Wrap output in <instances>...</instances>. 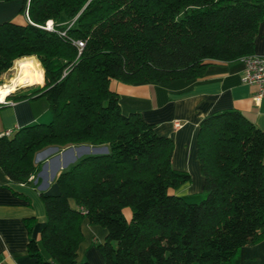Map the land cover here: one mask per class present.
Listing matches in <instances>:
<instances>
[{"label":"trees","instance_id":"16d2710c","mask_svg":"<svg viewBox=\"0 0 264 264\" xmlns=\"http://www.w3.org/2000/svg\"><path fill=\"white\" fill-rule=\"evenodd\" d=\"M20 1L27 23H0V85L17 59L35 56L44 85L8 98H45L52 119L2 136L0 167L28 183L48 147H108L63 169L58 194L41 193L46 224L28 243L35 264H90L78 261L84 219L107 231L96 242L104 264H241V248L264 239V131L237 109L206 116L203 192L178 195L192 176L173 167V139L140 112L124 114L110 83L197 79L216 61L254 54L264 0ZM35 220L26 218L30 231Z\"/></svg>","mask_w":264,"mask_h":264},{"label":"crops","instance_id":"0c3cea01","mask_svg":"<svg viewBox=\"0 0 264 264\" xmlns=\"http://www.w3.org/2000/svg\"><path fill=\"white\" fill-rule=\"evenodd\" d=\"M21 7L20 0H0V23L11 20L26 24L27 17L20 12ZM254 54L264 55V21L260 24L255 40ZM26 59H32L40 65L35 56L23 57L15 61L12 70L18 62ZM40 68L42 81L44 71L41 65ZM244 69L245 65L241 59L216 61L207 67L202 77L192 80L176 79L166 84L125 83L116 79L111 81L110 88L119 94L120 107L124 114L140 112L147 122L156 124L159 134L173 139V167L187 171L192 176L190 182L174 191L176 194L188 195L203 191L205 179L198 160L197 141L200 123L206 116L218 111L237 109L264 131V98L256 99V87L242 81ZM7 99L9 103L0 104V138L4 135L10 136L24 126L47 123L52 119L45 98L17 101ZM175 121H180L182 125L177 127ZM78 146L63 149L48 147L39 152L36 162L43 163L42 169L38 174L30 176L28 183L12 182L0 167L1 264H35L36 259L30 255L28 243L31 238L40 240L46 224V211L41 193L58 194L56 177L63 167L72 165V162H61L69 151L74 153L79 148L93 147L86 144ZM80 155L82 153L78 156ZM78 159L74 158L73 163ZM54 160H59L60 164L57 166ZM71 204L76 206L74 201H71ZM129 214L130 212L127 215ZM29 217L36 219L31 231L26 224V218ZM126 217L131 218V215ZM82 234L78 261L104 264L96 242L105 240L106 229L92 225L88 219H84ZM240 261L241 264H264V239L254 245L242 247Z\"/></svg>","mask_w":264,"mask_h":264},{"label":"built area","instance_id":"2783aa9c","mask_svg":"<svg viewBox=\"0 0 264 264\" xmlns=\"http://www.w3.org/2000/svg\"><path fill=\"white\" fill-rule=\"evenodd\" d=\"M47 28H53L52 21L51 24H47ZM77 44L80 49L85 45L82 40H78ZM241 60L245 65L242 81L247 85L256 87V99L264 98V55L252 54L241 58ZM6 103H9L7 96L3 99H0V104ZM175 125L177 127H180L182 123L180 121H175ZM9 133L10 132L8 131V134ZM1 263L2 262L0 261V264Z\"/></svg>","mask_w":264,"mask_h":264},{"label":"bare ground","instance_id":"6f19581e","mask_svg":"<svg viewBox=\"0 0 264 264\" xmlns=\"http://www.w3.org/2000/svg\"><path fill=\"white\" fill-rule=\"evenodd\" d=\"M49 23L51 24V22ZM14 72L15 74L9 82L0 86V99H3L9 93L16 91L18 87L38 83L42 75L40 65L32 59L18 62Z\"/></svg>","mask_w":264,"mask_h":264},{"label":"rangeland","instance_id":"374dc122","mask_svg":"<svg viewBox=\"0 0 264 264\" xmlns=\"http://www.w3.org/2000/svg\"><path fill=\"white\" fill-rule=\"evenodd\" d=\"M14 74H15V72H14V70H9L8 72H6L3 76H2V78H1V80H2V84L1 85H3V84H5L6 82H8L9 81V79L10 78H12L13 76H14ZM41 83H43V81H41V80H39V82H38V84H40L41 85ZM0 85V86H1ZM78 147H80V146H78ZM93 148L94 147H90V149L88 150L87 149V146H86V148H79V150H76V151H74V153L73 152H71V151H69L63 158H62V160H61V162L63 163V162H72V163H70V164H74L73 163V159L74 158H80V157H82V156H85V155H88V154H93V153H95L94 152V150H93ZM84 149V150H83ZM88 150V151H87ZM80 153H82V155H80V156H78ZM71 160V161H70ZM54 163H56V165L58 166L59 164H60V161L59 160H54ZM71 166V165H70ZM62 169H66L65 167H63ZM173 192V191H172ZM203 191H200V192H196V193H191V194H188V195H192V196H198V194H201ZM182 196H186V195H182ZM128 212H130V214L129 215H127L128 214ZM124 214L126 215V216H130L131 214H132V210H131V207H125V209H124Z\"/></svg>","mask_w":264,"mask_h":264},{"label":"water","instance_id":"95a60500","mask_svg":"<svg viewBox=\"0 0 264 264\" xmlns=\"http://www.w3.org/2000/svg\"><path fill=\"white\" fill-rule=\"evenodd\" d=\"M35 85H38V83H34V84H30V85H24V86L18 87V89H20V88L32 87V86H35ZM18 89H17V90H18ZM13 92H15V91H13ZM13 92H12V93H13ZM10 94H11V93H9L8 95H6L7 98H8V96H9ZM71 149H72V148H71ZM87 149H89V148L87 147ZM93 150H94L95 153H107V152H108V147H107V146L94 147Z\"/></svg>","mask_w":264,"mask_h":264}]
</instances>
